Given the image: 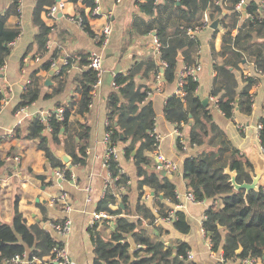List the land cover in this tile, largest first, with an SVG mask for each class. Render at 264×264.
Returning a JSON list of instances; mask_svg holds the SVG:
<instances>
[{"label": "trees", "instance_id": "obj_1", "mask_svg": "<svg viewBox=\"0 0 264 264\" xmlns=\"http://www.w3.org/2000/svg\"><path fill=\"white\" fill-rule=\"evenodd\" d=\"M77 6V12L83 18V27L91 35V29L85 17L84 9L78 7L80 0H68ZM146 0L139 4L142 15L135 17L133 27L140 34L156 32V39L160 43L158 60L162 63L164 72L157 59L136 62L126 75L120 74L115 78L117 89L108 98L109 124L107 131L111 136V146L127 143L124 149L125 157L135 160L139 189L145 186L154 191L159 199V217L165 218L171 208L162 205V199L179 204L175 183L157 171L149 170L153 159L151 153L156 150L155 110L153 103L148 101L150 88L147 85L137 86L135 77L141 75L157 80L164 77L166 82L176 80L179 55H182L186 71L200 62L197 57L200 42L192 38L188 31L203 22L206 10L210 11V18L221 19L224 29L222 49L216 53L221 61L214 66L216 76L210 90L211 97L217 101L207 107L202 106L199 93V81L192 76H184L180 87L182 93L170 96L164 107L167 120L176 124L179 131L187 129L184 136H180L178 148L184 151L187 146L194 147L207 144L211 150H204L196 155H190L183 164V175L191 189L195 201L222 199L223 206H211L203 222L205 233L209 236L214 252H223L228 260L237 258H253L264 260V190L251 191L247 196L245 190H236L226 169L237 172V181L242 184L251 182L249 161L239 158V151L218 126L213 116L215 108L225 117L233 119L235 108L238 106L243 112L251 114L253 110L252 88L258 84L259 78L248 77L244 66L254 63L257 72L264 73V6L255 0H247V17L241 22L243 12L237 10L241 0ZM89 7L96 6V0H82ZM19 0H12V5L4 14H0V68L6 62L10 53V44L18 38L19 32L8 30V17L17 13ZM54 0H37L34 11V21L39 30L35 36V43L39 46V53H48L47 43L51 34L49 28L40 20V13L45 5H53ZM225 11L227 13L225 14ZM146 16L151 18L146 21ZM237 31L233 35V31ZM59 57V51L54 53L41 65V69L51 70ZM243 66V69H242ZM61 70L59 75H63ZM241 72V78L237 73ZM59 76V77H60ZM61 80V79H60ZM96 76L88 69L79 80L81 100L77 104L75 113L85 116L90 110L92 102L93 84ZM63 81L55 88V93L63 90ZM42 84L39 77H33L32 84L26 87L19 107L31 105L40 98ZM1 98V97H0ZM63 119L53 113L48 121L41 116L34 117L28 126V138L38 141L41 149L52 166H63L55 156L53 144L60 143V134L70 129V117L73 104L64 107ZM50 126L51 130L45 134ZM181 133V132H180ZM260 143L264 151V116L260 119ZM90 127L85 122L74 132L75 147L66 149L72 157L73 164H84L87 159ZM136 154L133 156V152ZM241 157V155H240ZM4 160L0 154V168ZM109 171L113 177H118L113 186L109 187L104 197L97 205V211H105L114 216V229L107 221L96 222L90 227L89 233L94 248V264H197L188 258L189 246L177 244L176 248L167 246L162 240L154 241L143 227V220L153 223L156 217L146 207H140L142 218L130 219L129 196L126 190L129 176L121 174L118 162L109 160ZM71 177V170H66L65 178ZM116 186V188H115ZM123 187L122 191L119 188ZM121 198L123 208L115 209ZM177 220L174 227L181 233H187L190 226L185 215L176 211ZM111 230L107 235L104 230ZM131 237L134 247L128 241ZM63 242L57 240L52 232L41 222L29 225L18 209L15 211L11 224L0 223V264L16 255H29L44 258L51 255L53 248ZM242 252L238 254V250ZM132 250V251H131Z\"/></svg>", "mask_w": 264, "mask_h": 264}, {"label": "crops", "instance_id": "obj_2", "mask_svg": "<svg viewBox=\"0 0 264 264\" xmlns=\"http://www.w3.org/2000/svg\"><path fill=\"white\" fill-rule=\"evenodd\" d=\"M54 1V4L60 2L65 4L57 16H48L47 9L51 5H45L40 13V20L51 28L47 43L48 53L45 56H41L39 46L35 43V36L39 30L34 21L37 0H19L17 13L11 14L6 22L7 29L18 31L19 36L10 44V53L2 67L0 80V154L4 160V165L0 168V223L11 224L16 209L22 213L29 225L41 222L46 228L48 222L70 218L73 225L71 233L63 240L57 239L65 243L73 264H94L95 254L89 230L94 214L97 212L98 203L107 189L113 186L109 183L110 172L104 162L108 149L106 141L109 124L108 98L117 89L116 76L128 74L138 61L157 59L159 62V50L155 44L156 32L140 35L133 27L135 17L142 15L138 5L145 3L146 0H96V6H99L98 14H95L93 10L96 6L92 8L86 6L82 0L78 2V7L84 9L86 20L93 32H99L104 26H111L112 33L105 46L97 43L80 24V14L74 3L68 0ZM162 1L156 0L159 3ZM255 1L260 4L262 0ZM11 5L12 0H0V14L9 10ZM246 17L247 14L245 16L243 12L241 22ZM150 18L146 16L145 20L148 21ZM217 19L219 20L217 29L210 26L204 28L196 36L200 42L197 57L203 64V71L199 77V93L201 100L204 99L205 94L209 95L208 105L214 103L210 90L216 76L214 66L221 61V57H218L216 53L222 49L224 35L221 19H212V23ZM236 33V30L233 31V35ZM56 50L59 51V57L52 68L56 67L57 71L52 76L53 85L46 86L44 83L50 70L46 71L40 67ZM93 51L102 54L105 72L101 84L92 93L90 110L83 117L75 113L82 97L78 82L89 69L88 58ZM178 59L175 81L166 82L161 76L157 80L153 76L147 78L138 75L135 77V82L137 86L147 85L150 88L147 100L153 103L156 114L154 132L161 137V151L178 166V170L169 173L167 177L176 185L179 204L167 202L161 196L162 205L171 209L181 205L182 208L178 210L185 215L190 230L187 233H181L175 229L174 223H168L159 217L161 203L149 187L139 189L140 179L137 176L135 160L125 157L124 149L128 146L127 143H119L115 146L119 156L117 162L119 168L129 176L128 188H125L129 196V218H142L143 213L139 211V208L146 207L155 215L156 220L150 224L144 219L143 227L154 241L162 240L167 246L173 248H176L179 243H184L189 246L188 251L193 254L192 260L197 264H217L221 252L217 253L212 250L210 238L203 228V222L207 210L213 205L222 207L223 201L222 199L218 201L189 199L188 196L192 193L183 175L185 159L204 150H211V147L207 144L187 146L184 151H180L179 138L183 134L185 136L188 130L179 131L176 124L167 120L164 115L166 101L177 93L185 68L182 55H179ZM251 64L244 66V72L247 69L257 71L255 65L249 67ZM61 70H64L62 76L59 75ZM163 72L164 68L161 75ZM33 77L40 78L42 84L40 98L31 105L19 107L22 95L26 87L32 84ZM237 77L241 78V72L237 73ZM60 81L64 83L63 90L55 93V88L59 86ZM259 85L257 88L256 84L251 90V93H255L256 96L251 114L243 112L238 106L235 108L233 119L225 117L217 108L213 111L216 123L239 151L238 157L249 162L256 152L264 156L259 136L260 119L264 116V81ZM71 104L73 108L70 129L60 134L62 138L60 143L52 145L54 154L56 150L62 148L69 154L66 144L70 149L75 147L74 132L79 130V125L86 119L90 127V137L87 159L84 164L71 162L72 166L65 165L55 154L65 166L64 168L71 170L73 175V177L63 179L57 175L62 166H52L45 153L39 149L38 141L28 138V126L34 117L41 116L47 122L48 118L53 113H57L59 108ZM23 108V112H20ZM49 131L46 129L45 134ZM135 154L136 150L133 156ZM150 155L153 163L149 170L162 174L163 170L156 168L155 152ZM263 181L264 176L260 184ZM54 199L59 200L52 203ZM66 205L70 208L69 210L66 209ZM116 206L123 208L121 198ZM104 231L107 235L111 232L109 229ZM128 239L133 248L135 245L132 238L128 237ZM226 264L244 263L241 258H237L226 261Z\"/></svg>", "mask_w": 264, "mask_h": 264}, {"label": "built area", "instance_id": "obj_3", "mask_svg": "<svg viewBox=\"0 0 264 264\" xmlns=\"http://www.w3.org/2000/svg\"><path fill=\"white\" fill-rule=\"evenodd\" d=\"M221 1L222 0H219L217 3L221 2ZM243 4H247V0H241V2L238 5H236L237 10L242 11ZM260 5L264 6V0L261 1ZM64 6H65V4L63 2H60V3L54 4L50 7H48V9H47L48 16H50V17L57 16V14L60 11H62ZM93 10H94L95 14H98L99 13V6H96ZM206 12L207 13L205 14V16L203 18V22L201 24L197 25L196 27L189 29L188 34L192 38H196L197 34L200 33L204 28L211 26L212 20L210 18L209 10H207ZM79 22L81 25H83V18L81 16H79ZM224 29L225 28H223V30ZM94 33H95V36L93 37L94 40L97 43H99L101 46H105V45H107V43L109 41V37L112 33V29H111V26L107 25V26H104L102 28V30H100L99 32H94ZM155 44H156L157 50H159L160 43L158 42L157 39L155 40ZM249 67H254V64L252 63ZM88 68L91 69L96 76V82L93 84V90H92V93H93L95 88H97L101 84L102 78H103V75L105 72L103 56L101 53H99L97 51H93L90 53L89 58H88ZM2 69L3 68L1 67L0 68V80H1ZM202 71H203L202 62H198L195 66L188 68L186 71H183L182 76H181L180 81H179V87H178L177 92L182 93L180 87L183 83V77L184 76H192L194 78V80L199 81V77H200ZM245 74L248 77L259 78L257 88L260 86L259 84H261L264 81V73L257 72V71L251 70V69H247ZM255 97H256L255 93H252V102H254ZM212 99L214 102L217 101L216 97L215 98L212 97ZM23 110H24V108L21 109L20 112H23ZM64 112H65L64 108H59V110L57 111L59 119H61V120L63 119ZM47 129L51 130L49 125H48ZM259 129H260V126H259ZM154 135H155L156 142H157L156 143V150H155V155L157 158V165H156L157 170H165L167 173L176 172L178 170L177 164L172 162L171 160H169L165 156V154L161 151V148H160L161 137L158 134H156L155 132H154ZM106 141L108 142V149H107L106 154H105V161L104 162H105V165L109 168V166H110L109 160L114 159L117 161L119 156L115 150V147L111 146L110 133L106 134ZM16 160H18V158H16ZM66 170H68L67 167L58 170L57 175L60 178L64 179L65 174H66ZM120 173L123 174L125 172L120 168ZM71 176L73 177L72 174H71ZM117 178L118 177H113L112 174L110 173L109 183L114 184V182ZM260 186L264 190V181L260 184ZM121 190H123V187L119 188V191H121ZM188 197H189V199L194 200L193 194H189ZM57 200H59V199H57ZM57 200L54 199L52 201V203H56ZM180 208H182V206L178 205L174 209H171L170 212L168 213L167 217L163 218L164 221H166L168 223H174L177 220L176 211H179L178 209H180ZM66 209L69 210L70 208L66 205ZM114 219L115 218L113 215H111L105 211H100V212L97 211L94 214V218L92 220V225H94L96 222L107 221L109 224V227L111 229H114V226H113ZM72 226H73L72 220L70 218H65L64 220H61V221L48 222L47 230L52 232L56 238L63 240L64 238L68 237L69 234L71 233ZM59 239H57V240H59ZM128 241H129V239H128ZM188 258L193 259V254L191 252L188 253ZM242 262L244 264H264V261H262L261 259H253V258H244V259H242ZM7 263L8 264H24V263H28V264H73L72 259L70 257V254L68 252V249H67L65 243L57 244L53 248L50 256H47L44 258L33 257L32 260H29V255L26 253L22 256L16 255V256L12 257L11 259H9L7 261ZM217 264H226V259L224 258L222 251L219 254Z\"/></svg>", "mask_w": 264, "mask_h": 264}, {"label": "water", "instance_id": "obj_4", "mask_svg": "<svg viewBox=\"0 0 264 264\" xmlns=\"http://www.w3.org/2000/svg\"><path fill=\"white\" fill-rule=\"evenodd\" d=\"M246 8H247V4H243L242 11L244 12L245 16H246ZM226 13H227V11H225V14ZM218 25H219V20L217 19V20L213 21V23L211 24V27L213 29H217ZM158 64L161 67V71H163L162 63L159 61ZM56 71H57L56 67L52 68L50 70L49 76L47 77V79L45 80V83H44L46 86L53 85L52 76L56 73ZM208 103H209V95L205 94L204 99L202 100V104H203V106H207ZM55 154H56V156H58L62 160V162L65 165L72 166L71 156H69V154L66 152V150L64 148H62L60 150H56ZM250 163L252 165V170L250 171L251 182H244L242 184L238 183L237 172L232 171L230 168L226 169V173L230 175V181H231L233 187L236 190H245L246 196L251 191H253V190L257 191L260 188V182L264 176V156H262L260 154V152H256L253 154V156H251ZM168 174L169 173H167L165 170L162 171L163 176H167ZM115 209H118V207L116 206ZM241 252H242V248H240L238 250V254H240Z\"/></svg>", "mask_w": 264, "mask_h": 264}]
</instances>
